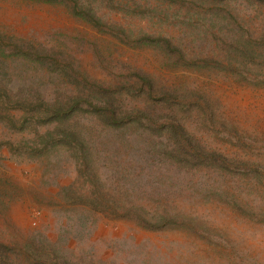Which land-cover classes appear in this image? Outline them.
Masks as SVG:
<instances>
[{
	"label": "rangeland",
	"instance_id": "rangeland-1",
	"mask_svg": "<svg viewBox=\"0 0 264 264\" xmlns=\"http://www.w3.org/2000/svg\"><path fill=\"white\" fill-rule=\"evenodd\" d=\"M0 264H264V0H0Z\"/></svg>",
	"mask_w": 264,
	"mask_h": 264
},
{
	"label": "trees",
	"instance_id": "trees-1",
	"mask_svg": "<svg viewBox=\"0 0 264 264\" xmlns=\"http://www.w3.org/2000/svg\"><path fill=\"white\" fill-rule=\"evenodd\" d=\"M182 1H184V2L187 3V7H192V6H194V1H195V0H182ZM204 1H205V0H204ZM221 1H223V0H220V2H221ZM224 1H226V0H224ZM201 2H202V0H201ZM221 6H223V5H221ZM219 14H221V13H219ZM227 16H228V18L231 20L232 16L229 15V14H227Z\"/></svg>",
	"mask_w": 264,
	"mask_h": 264
}]
</instances>
